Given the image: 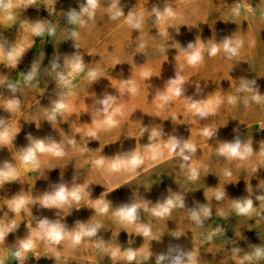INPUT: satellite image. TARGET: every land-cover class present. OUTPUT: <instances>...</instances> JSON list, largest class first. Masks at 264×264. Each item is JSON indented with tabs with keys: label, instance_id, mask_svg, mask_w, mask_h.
<instances>
[{
	"label": "rangeland",
	"instance_id": "1",
	"mask_svg": "<svg viewBox=\"0 0 264 264\" xmlns=\"http://www.w3.org/2000/svg\"><path fill=\"white\" fill-rule=\"evenodd\" d=\"M84 2L14 0L11 13L0 12V79L7 78L0 85V118L16 132L10 144L0 147V166L5 161L13 163L17 173V180L0 187V230L8 232L0 243V264H18L16 259L14 262L15 247H7L19 246L30 234L34 247L25 253L24 264H129L123 258L127 249L137 251V260L131 264H156L157 257L168 255L170 249H178L171 256L195 249L198 264H240L253 246L264 247V200L256 199L264 196V104L251 101L252 93L237 91L244 78L255 80L264 95V0H120L125 16L131 10L143 15L140 30H132L126 17L110 20L108 0H101L95 20L86 27L69 25L66 13L79 11ZM166 2L175 18L156 23L151 9H163ZM37 21L50 23L54 33L34 36L31 29ZM71 29L79 32V49L68 38ZM230 36L243 41L239 56L228 59L222 50L215 57L208 56L213 44ZM189 43L203 50L202 64L187 63L184 53ZM13 47L25 50L15 68L9 66L8 51ZM76 53L86 66L69 77L64 89L69 93L67 110L50 120L53 101L63 91L56 74L66 72V59ZM33 68L36 73L30 84L18 86L15 93L9 90V83L20 81L21 74L26 76ZM90 70L99 79L91 82ZM145 73L150 75L147 79ZM177 73L184 80L183 96H173L161 106L158 96ZM133 86L135 94L126 90ZM106 94L116 98L115 106L124 113L110 129L101 123L99 101ZM229 96L238 98L235 106L228 102ZM188 98L221 103L214 114L201 119L187 107ZM10 99H19V110H4ZM205 128L215 135L207 139ZM153 129L161 132L154 141L158 144L154 160V153L146 147ZM29 135L57 141L65 155L38 153V166L25 164L20 150L28 146ZM171 136L196 145L194 154L186 153L190 161L169 155L165 144ZM237 138L242 144L251 142L254 151L249 159H226L217 154L220 144ZM133 151L145 161L136 172L107 170L113 159ZM101 156L106 158L104 167L95 164ZM191 166L199 170L195 181L189 179ZM61 184L69 189L78 186L81 199H69L60 208L42 207L43 195ZM217 191L225 193L222 200L215 199ZM19 194L30 203L13 213L11 198ZM177 195L183 198V207L173 208L165 217L153 214L158 204ZM247 197L253 199L255 212L237 215L233 202ZM103 203L109 204L107 212L99 211ZM133 203L139 205L135 222L114 215L121 206ZM201 206L209 207L212 214L197 226L190 214ZM45 219L60 222L69 232L77 229V222L100 228L95 237L85 238L78 246L73 247L67 237L51 246L37 229ZM142 225L151 227L150 236L140 234ZM116 248L119 253L111 259ZM236 248L240 251L234 254ZM144 254H150L149 259L144 260ZM244 264H264V259L253 258Z\"/></svg>",
	"mask_w": 264,
	"mask_h": 264
},
{
	"label": "clouds",
	"instance_id": "2",
	"mask_svg": "<svg viewBox=\"0 0 264 264\" xmlns=\"http://www.w3.org/2000/svg\"><path fill=\"white\" fill-rule=\"evenodd\" d=\"M104 2V0H103ZM34 3V0H32ZM31 5V4H30ZM108 18L112 21L119 20L121 17H126L128 26L133 30H140L144 23L143 15L137 14L134 10L128 12L125 16L123 8L121 7L120 0H108ZM101 6V0H85L84 3H81L79 6V11L72 9L66 13L67 22L69 25H79L83 28L88 25L90 21L95 20V15L97 9ZM14 9V0H0V12L11 13ZM156 23L170 22L175 18V12L170 4L165 3L163 9L159 7H153L151 9ZM32 33L34 36L44 35L46 32L48 34L54 33V27L48 22L37 21L32 25ZM69 39H72L75 43V46L79 49L77 40L79 39V32L71 29L68 36ZM222 45V49H221ZM243 45V41L235 40L233 36L225 37L220 44H213L208 50L207 54L210 57H215L218 55L221 50L223 54L228 59H233L240 54V49ZM139 47H144L143 44ZM2 49V46H0ZM25 51V50H24ZM24 51L16 50L15 47L11 48L9 53V58L12 63L9 65L13 68L19 63V58L23 55ZM185 56L187 63L191 66H197L203 63L204 55L203 50L196 46L194 43H189L187 49L185 50ZM86 65L84 64L83 57L81 54L76 53L73 56L69 57L65 61L66 72L61 71L56 74V81L58 86H60L63 91L60 94V97L53 101L52 107L54 110L53 116L49 119H56L55 113H62L67 110L68 105L65 102L66 97L69 95L65 88L70 83L69 77L73 72L81 71ZM55 67V66H54ZM36 69L33 68L26 76L21 74L20 81L15 83H9L7 87L10 91L15 93L18 89V86H23L30 84L31 81L35 78ZM145 78L147 79L150 75L145 73ZM88 76L91 82L99 79L95 71H89ZM7 78L0 79V85L5 84ZM126 83L131 84V81L128 80ZM183 77L177 73L176 78L169 81L168 87L164 93L159 94L158 98L161 101V106L168 104L172 97H182L184 93L183 89ZM129 93L135 94L137 92L136 87H129L126 89ZM238 92L241 93H252L251 101H254L257 104H264V95L260 94L259 88L256 85L255 80H247L242 78L240 85L237 88ZM116 98L111 95H105V97L99 101L102 105L103 116L101 123L106 128H114L118 125L119 121L116 119L118 116H123V108L120 106H115ZM228 102L235 106L238 103V98L236 96H229ZM221 101L217 100L214 103L209 101L204 103L202 101H195L188 98L187 107L193 112L195 116H198L201 119L207 118L209 114H214L215 108L220 105ZM245 105H248L249 100H244ZM4 107L5 111L12 112L19 110L20 101L19 99H10ZM143 130L141 131V134ZM16 132L10 130L7 126L6 121L3 118H0V147L7 146L15 139ZM89 136L94 137L95 132H89ZM161 132L153 129L149 136V144L146 146L152 150L154 153L152 159H156L158 144L154 141L160 137ZM204 135L207 139L212 138L215 133L205 128ZM29 144L26 148L20 150L22 160L25 164H31L34 167L38 166L37 154L38 153H49L56 157H62L65 155L61 145L57 141L47 140V139H34L30 135L28 137ZM75 143V141H72ZM165 147L169 149V155L174 157L181 158L184 162L190 161V154H194L197 151L195 144L189 141L181 142L175 136L168 138ZM253 147L251 142H244L243 144L237 138L235 142H224L219 145L217 148V154L224 156L226 159H237L244 161L249 159L253 154ZM113 162L107 168L109 172H136L144 164V158L138 154L136 151L131 152L127 157L120 158L117 157L112 160ZM95 164L98 167H104L106 164V158L101 156L95 161ZM226 176H230V172H225ZM199 178V170L195 166L189 168V179L197 180ZM17 180V173L13 163L5 161L2 166H0V187H3L5 183ZM81 189L73 187L72 189L67 188L66 185L61 184L54 192L45 193L43 195L41 206L45 208H60L63 204L67 203L69 199L79 201L81 199ZM225 193L217 191L215 193V199L217 201L222 200ZM257 200H264V196H258ZM12 206L9 208L11 212L17 213L25 208H27L30 201L23 195L19 194L11 198ZM234 211L237 215L241 216H251L255 212L254 201L251 197L244 198L243 200H236L233 202ZM183 207L184 202L183 198L179 195L173 198H168L162 204H158L155 208L152 209V212L157 217H165L171 214V211L175 207ZM109 209L108 203H103V206L99 208L100 212H107ZM138 209L139 205L133 203L131 205H124L118 208L114 215L121 218L123 221L132 223L138 219ZM212 212L211 209L207 206H201L199 211L193 210L190 214V219L195 222L197 226L203 225V220L210 218ZM78 227L76 230L71 232L67 231L65 226L60 222H50L47 219L42 220L38 223L37 229L41 234V237L51 246H56L61 243L66 237L71 240L73 247L78 246L82 243L85 238L95 237L100 226L93 224L86 226L77 222ZM151 227L148 225H142L140 229V234L147 237L151 235ZM7 230H0V243L4 242ZM208 240H212V236H208ZM34 244L31 239V234L28 238L19 241V246L16 247L14 256L18 264H24V261L28 258L25 256V253L33 249ZM178 251V249H170L168 255L161 254L157 257L156 264H162L163 261L168 260V264H198V252L194 249L189 252H179L175 256H171L172 251ZM240 249H233L234 254L238 253ZM119 253V248H116L111 252V259H115ZM150 254H144L143 259H149ZM39 258V257H37ZM124 259H126L129 264L137 260V251L133 249H127L124 254ZM253 258L256 260L264 259V247L253 246V251L251 254H246L240 261V264H244L245 261H252Z\"/></svg>",
	"mask_w": 264,
	"mask_h": 264
},
{
	"label": "crops",
	"instance_id": "3",
	"mask_svg": "<svg viewBox=\"0 0 264 264\" xmlns=\"http://www.w3.org/2000/svg\"><path fill=\"white\" fill-rule=\"evenodd\" d=\"M13 246L15 247V249H16V247H18V246H16V245H12V244H11V245H8L7 248H9V247H13ZM6 260H7V258L5 259V262H6ZM5 262H4V263H5ZM14 262H15V256H14Z\"/></svg>",
	"mask_w": 264,
	"mask_h": 264
},
{
	"label": "bare ground",
	"instance_id": "4",
	"mask_svg": "<svg viewBox=\"0 0 264 264\" xmlns=\"http://www.w3.org/2000/svg\"><path fill=\"white\" fill-rule=\"evenodd\" d=\"M261 43V42H260ZM264 44V43H263Z\"/></svg>",
	"mask_w": 264,
	"mask_h": 264
}]
</instances>
